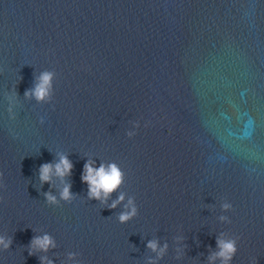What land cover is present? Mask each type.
Segmentation results:
<instances>
[{
    "label": "clouds",
    "instance_id": "9594fccd",
    "mask_svg": "<svg viewBox=\"0 0 264 264\" xmlns=\"http://www.w3.org/2000/svg\"><path fill=\"white\" fill-rule=\"evenodd\" d=\"M56 77L54 71H42L38 77V83L35 86L24 92L25 98H34L38 103L51 102L54 95V86L53 80ZM17 93H13V96H17ZM8 113H12V108H8ZM11 120H15V115H10ZM43 124V120L40 121ZM135 128H139V123L135 124ZM136 135L135 132H127L129 139L133 138ZM95 162L89 160L84 165V174L82 175V181L88 185V200H96L101 205L109 208L110 210L116 209V207L123 203L125 196L121 193L117 200L113 201L111 204H108V200L111 198V195L114 192H117L125 182V172L121 170V167L116 162L110 163H101L97 168L94 166ZM65 181L67 176H70L72 173L73 165L66 155L59 154V162L55 165L53 164H43L39 169V180L41 186L44 184H49L52 186L51 176L53 173ZM2 173H0V179H2ZM45 201L49 206L59 207L57 197L52 195L51 191L44 193ZM59 198L67 204L75 199L73 193L71 192V184L65 183L62 190H59ZM2 202V201H0ZM223 212H229L232 210V205L228 202H224L221 205ZM137 206L135 201L130 198L125 205V211L121 212L117 218L120 224H127L133 218L137 216ZM220 221L222 223H231L229 218L225 215L220 216ZM223 237V233L221 234ZM238 237H228V238H217L216 245L218 251L212 253L209 258V264H214L216 260L220 261V264H232L234 257L237 254L238 248ZM13 241L12 238L6 236H0V250L8 251L11 248ZM57 244L52 236L45 233L42 236L33 237L29 245V256L36 255L37 253H43L39 256L40 264H53V261L49 259L47 253L50 250L56 249ZM148 249L152 252L158 254V258H163L168 245L165 244L163 248L158 250V242L150 241L147 245ZM180 251L179 249L177 250ZM68 260H74L76 258L75 253L68 254ZM177 259H180V256H177Z\"/></svg>",
    "mask_w": 264,
    "mask_h": 264
}]
</instances>
